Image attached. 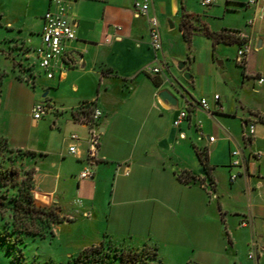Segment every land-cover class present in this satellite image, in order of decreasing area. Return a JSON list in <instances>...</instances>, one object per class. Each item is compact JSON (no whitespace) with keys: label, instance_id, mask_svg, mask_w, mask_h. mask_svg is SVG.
Segmentation results:
<instances>
[{"label":"crops","instance_id":"crops-1","mask_svg":"<svg viewBox=\"0 0 264 264\" xmlns=\"http://www.w3.org/2000/svg\"><path fill=\"white\" fill-rule=\"evenodd\" d=\"M61 1L76 38L66 46L65 70L48 78L36 49L44 14L56 8V0H0V56L6 58L0 68V134L22 152L21 166L33 170L34 204L53 209L63 223L80 216L95 225L100 234L89 247L131 238L156 247L166 264H177L176 256L187 264H264V83L258 81L264 77V5L255 7L250 26L247 19L214 25L201 13V7L224 0H148V15L135 11L136 0ZM225 6L242 7L243 16L248 9L254 13L248 0H225ZM183 13L196 15L194 23L212 31L238 30L242 41L225 43L236 54L244 41L254 48L241 85L234 81L224 96L201 91L194 64L187 65L184 53L170 46L171 30L178 26L183 35ZM149 17L159 23L160 51L150 44ZM223 44H213L222 58ZM148 66L161 70L155 74ZM164 90L175 103L159 97ZM202 98L210 111L200 106ZM38 101L52 108L35 119ZM85 104L86 110L102 111L98 154L90 163L91 125L79 115ZM25 108L30 128L21 117ZM183 109L187 117L176 126ZM252 123L255 134L249 137ZM72 133L81 137L75 154L69 152ZM236 150L241 153L234 155ZM202 151L207 169L198 155ZM88 165L94 175L81 179Z\"/></svg>","mask_w":264,"mask_h":264},{"label":"rangeland","instance_id":"rangeland-1","mask_svg":"<svg viewBox=\"0 0 264 264\" xmlns=\"http://www.w3.org/2000/svg\"><path fill=\"white\" fill-rule=\"evenodd\" d=\"M252 7L254 13H252L251 9H248L246 15L243 16L242 7L236 8L238 11L225 10L224 0V2H215L210 7H201V13L208 16L214 25H232L247 19V24L251 26L249 21L256 16V6L252 5ZM231 27L237 29L236 26ZM202 34L196 31L192 36L191 42L188 43L184 36L180 34L177 26L170 31L169 43L170 46L174 45V52L177 54L184 53L187 65L194 64L193 70L199 76L198 81L201 91H216L224 96V91L235 87L234 81L236 85H241L240 82L242 81L245 68L244 62H240L236 52L225 43L223 44L225 54L224 58H222V56H219L221 54L214 52L212 40ZM5 44L11 45V41H6ZM251 47L252 55L254 48L252 45ZM194 55L198 58L197 62L193 61ZM5 61V56L1 54L0 68L3 67ZM206 61L208 62L207 64L205 63ZM221 61L224 63L221 64ZM262 61L264 63V58ZM2 72L1 69L0 76ZM185 73L190 74L187 68ZM44 93L45 91H41L40 95H44ZM21 117L25 126L30 128L32 116L26 108L21 112ZM13 156L9 152L4 153L2 156L3 161L0 157V164H4L2 168H14L21 173L25 169L19 162L20 158L16 160ZM12 158H14V161H12ZM18 181V186L15 187L11 183H7L3 187L0 186V264H69V261L73 260V257L79 254L81 250L92 245L93 239L100 234V230L95 225L92 226L83 221L80 216L70 223L57 222L55 227L58 231L52 233L49 229H46L45 235L16 230V225L11 215L12 202L10 198L18 193L20 186L24 185L21 181V175H19ZM34 224L41 226L42 221L38 219ZM132 241L139 243V247L146 245L141 244L143 243L142 240L140 243L139 240L128 238L119 246L130 247L132 246ZM162 262L166 264L164 260ZM176 263L187 264L180 256H176ZM111 264H121V261L118 258H114Z\"/></svg>","mask_w":264,"mask_h":264},{"label":"trees","instance_id":"trees-1","mask_svg":"<svg viewBox=\"0 0 264 264\" xmlns=\"http://www.w3.org/2000/svg\"><path fill=\"white\" fill-rule=\"evenodd\" d=\"M195 19L198 20L196 15L189 13L182 14L180 27L188 43L191 42L192 36L196 31L210 38L214 45L219 42L240 43L242 41L236 34L238 30L212 31L204 24L200 26L196 25L194 23ZM79 115H81L83 119L88 120L90 109L81 110ZM8 152L13 154L16 160L22 157V152L13 149L10 146L8 138L0 134V157L2 161L3 154ZM198 155L201 163L207 169L206 152H199ZM14 158H12V161H14ZM0 166V186L3 187L7 183H11L14 187L18 186L19 175H21V181L24 184L22 187L20 186L18 188V193L10 198L12 202L11 215L16 225V230L45 235L46 229H49V231L53 233L54 231L51 228L52 224L62 220H60L59 215L56 214L53 209L40 208L34 204V196L32 193L34 187L33 170H23L20 173L14 168H2L4 164H0ZM179 177L186 182L188 181V178L183 174H180ZM38 219L42 221L41 226H36L34 224ZM114 258L120 259L121 264H163L157 248L154 246L123 247L115 244L111 239L104 240L98 245L82 250L73 257V260L69 261V264H111Z\"/></svg>","mask_w":264,"mask_h":264},{"label":"built area","instance_id":"built-area-1","mask_svg":"<svg viewBox=\"0 0 264 264\" xmlns=\"http://www.w3.org/2000/svg\"><path fill=\"white\" fill-rule=\"evenodd\" d=\"M56 8L49 9L44 14V23L42 30V44L36 49V54L39 59V65L41 69L45 72L48 78H53L56 71L65 70L63 63V58L66 54V46L69 42L73 41L76 38L75 24L69 20L66 7L63 5L61 0H56ZM204 4H210L212 0H203ZM250 5H264V0H248ZM135 11L138 14L148 15L149 11V2L148 0L135 1ZM250 24L253 23V20L249 21ZM150 24V44L155 51L162 50V38L159 29V23L155 17H149ZM252 47L251 44L247 41H244L237 51V56L240 62H245L247 56L251 53ZM148 71H151L155 74L159 73L161 68L160 66L147 67ZM259 83H264V77L258 76ZM215 99H219V95L215 96ZM87 105H82L80 110H83ZM200 106L206 110L210 111V106L206 98L200 100ZM52 108V105L46 103L45 101H38L33 106V113L35 119H40L43 115L47 114ZM187 110L183 109L180 111L177 119L174 124L178 126L184 118L187 117ZM102 116V111L99 108L90 109L89 119L85 120L82 118V121H85L91 125V131L89 133L87 142H88V151H87V161H91L97 158L98 149L100 145V132L97 127V121ZM255 134V124L252 123L249 125L248 132L245 135L252 137ZM70 140L72 143L69 145V152L77 153L78 151V142L81 141V137L72 133L70 135ZM210 141H214V137H209ZM240 150L234 151V155H239ZM260 157V153L256 154ZM239 158L233 161L234 164H239ZM125 174H128V170L124 171ZM94 175L91 167L86 166L79 174L81 179L91 178ZM235 176H233L234 178ZM247 221H243L242 225H247ZM253 257V254L250 255Z\"/></svg>","mask_w":264,"mask_h":264},{"label":"water","instance_id":"water-1","mask_svg":"<svg viewBox=\"0 0 264 264\" xmlns=\"http://www.w3.org/2000/svg\"><path fill=\"white\" fill-rule=\"evenodd\" d=\"M184 66H185V62H180V63L178 64V68H179L180 70H183V69H184ZM185 77H186V78H189L190 76H189V74H185ZM44 96H45V95H44ZM159 97H160V98H163V99H167V100H169V101H171V102L173 101V103H175V101H176V98L172 97V96L169 94V92L166 91V90L161 91L160 94H159Z\"/></svg>","mask_w":264,"mask_h":264}]
</instances>
